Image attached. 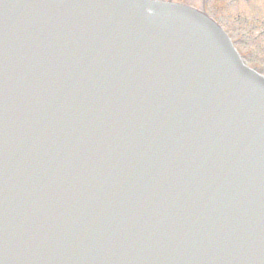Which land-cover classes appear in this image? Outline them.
I'll use <instances>...</instances> for the list:
<instances>
[{"label":"water","instance_id":"obj_1","mask_svg":"<svg viewBox=\"0 0 264 264\" xmlns=\"http://www.w3.org/2000/svg\"><path fill=\"white\" fill-rule=\"evenodd\" d=\"M82 1L83 0H78L75 4L71 3V5L75 9V15L78 17L79 21L81 8L80 3ZM89 1L90 0H84V2ZM162 8L163 10L168 11L165 7ZM171 10L175 11L174 8H172ZM194 19L195 22H198V24H202L199 18L196 17ZM208 32L212 36V39L218 43L220 52L217 55L211 57L205 65L202 63H198L195 66V69H193L192 71L184 66L179 67L178 69L173 66L168 70V72L170 73V77L178 80L180 88L179 90L186 95L184 97L190 100H197V98L200 100L201 97L204 98L203 103L213 110L211 111L212 115H216L217 119H223V121H227L230 124L231 127H228V123L225 125L226 129L224 131H226V133L230 132L236 126L238 129H240V131L243 132L245 130V125L251 123L247 120V118H243L242 114L246 115V113L237 110H229L221 105L219 103L220 90L218 88H222L236 97L249 100V89L255 85L264 87V83L261 80L259 81L253 75L243 73L240 68V64L236 62L231 53L227 50L224 42L219 37V35H217L215 31ZM110 39H112L113 42V35L111 31L108 29H104V27L101 26L100 29L92 33L91 46H98L101 44L109 43ZM212 39L209 38L207 39V41L212 42ZM222 50H224V53ZM221 52L223 54H220ZM163 56L165 55H159V57L162 58V63L167 60V58H163ZM184 68L192 72L191 76H186V74L180 75V73L185 70ZM197 69H199V71H197ZM18 76L19 78L22 77L23 73H19ZM167 76L169 75L160 76V79H164ZM82 79V83H77L75 81V85H78L79 89L82 90V92L88 93L92 97L93 95L95 96L98 103L95 102V105L93 107L99 110L100 116H109L110 113H113L114 111L118 109L120 110L122 107H124L125 100L120 97L118 92H109L108 90H106V86H108L109 80L102 67H98V65H95L93 68L87 70L83 74ZM115 83L128 84L132 82L126 81L125 79H120L116 80ZM136 90L137 97H139L138 91L140 90ZM143 94L144 93L142 92V96ZM130 96L135 98V93H133L132 91L130 93ZM258 102L264 103V91H261L259 93ZM261 107L264 108V104H261ZM172 108L173 104L166 110L171 111ZM160 112H158L157 114L159 117L153 120L155 129H153V131L149 133L144 132V136L141 137L145 139L143 140V142L149 145L152 150L158 153L163 152L166 154V157L170 159L168 160L166 159V157L162 159L166 170H155L153 173L158 178L164 177L166 180L173 179L178 182V184L182 181L183 184H189L192 180L198 181L195 183L193 189H202L205 193L204 197L211 203L217 204V208L220 209L219 213L226 215L227 217H230V215L236 212V207L231 210L230 208L224 207L222 202L226 196L233 194L234 189H237L239 191L240 201L248 207L249 204L246 202L248 200V196L256 197L259 194V192L252 190L254 188L253 177L257 176L264 178V149L255 148L257 143L252 142L254 137L250 136L246 139H243L245 148H252V152L249 154H247L239 147L228 144L230 142V139H228L227 143L224 140H222L221 142L213 141V145H216L215 143H218L217 147L213 150H217V152H226V150H230L235 155L234 163L223 161L220 166H215L212 160L208 159L209 161H206L205 157L202 155V150L197 147L196 143H193L190 137L193 129L188 130L185 128H180L179 130H175L176 127L173 123L166 122L167 124H165L166 115L159 114ZM20 116L19 119L21 118ZM235 116H240V118H234ZM167 117L173 118L174 115L167 113ZM21 119H24V117ZM63 120L72 128V130H75L76 124L79 126V128L81 126L82 129L90 127L89 122L77 121V123L75 124L76 121L68 115V112L64 115ZM78 120H80V118ZM23 123L27 125L26 122L23 121ZM253 123H255L256 127L263 125L256 122ZM74 134H76L77 137L73 145L76 146V149L80 153L78 156H80L83 154L82 151L86 148V143L84 140H80V130H78V133L74 132ZM261 134L262 136H264V132H262ZM139 151L142 150L139 149L137 153H139ZM252 157L260 162V164L262 165V169L254 168L253 174H246L244 172L245 167L252 166V164L249 162ZM37 158H33V155L29 153L23 145H17L14 140L8 138L5 135H2L0 137V189H13L16 194V191L26 193L27 190L31 191L32 189H35L36 186L40 184V182H42L43 177L45 180H47L48 183H52L55 180L52 173H48V171L45 172L44 169H42V171L44 172V176L43 173L39 170H36L34 173V167L38 164ZM170 162L175 163L173 165L174 168L171 166L172 164H170ZM228 170H235L234 185L228 173L226 172ZM129 176L131 181L136 177V175L131 172ZM73 180L76 181L75 179ZM81 181H87L86 176H82L80 182ZM160 188L164 191L162 192L160 197L164 200L169 201L170 205H173L171 214L174 215L175 209L178 205L177 198L174 194V189L167 188V185L164 183L160 184ZM165 189H170L171 194L167 193ZM106 206L110 207L109 205ZM15 214L18 218L22 220L25 219V211H23L22 209H16ZM210 214L212 217L217 216L216 211L210 212ZM238 223L240 227L244 226L241 222ZM167 227L168 226L165 225V228ZM188 230L189 229H187V231ZM154 232L156 236V231ZM243 233L246 238H250L251 236H253L252 232ZM150 236L152 238L155 237L152 236V234H150ZM210 242L213 243V241L211 240ZM239 246H242L240 241ZM262 246L263 247L259 246V248L264 252V242ZM201 247L203 248L202 251L204 253H207V246L201 245ZM182 252L183 251H180V253ZM117 262L118 264H124L120 261ZM240 264H244V262L241 261ZM256 264H264V261L258 260Z\"/></svg>","mask_w":264,"mask_h":264},{"label":"rangeland","instance_id":"obj_2","mask_svg":"<svg viewBox=\"0 0 264 264\" xmlns=\"http://www.w3.org/2000/svg\"><path fill=\"white\" fill-rule=\"evenodd\" d=\"M208 8L229 30L245 58L264 72V0H188ZM262 31L259 36V32ZM258 36V37H256Z\"/></svg>","mask_w":264,"mask_h":264}]
</instances>
